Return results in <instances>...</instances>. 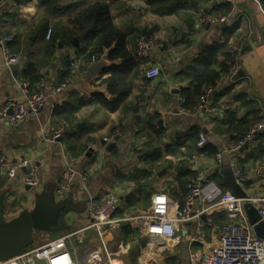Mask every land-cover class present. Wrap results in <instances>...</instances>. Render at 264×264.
Returning a JSON list of instances; mask_svg holds the SVG:
<instances>
[{
	"label": "crops",
	"instance_id": "0c3cea01",
	"mask_svg": "<svg viewBox=\"0 0 264 264\" xmlns=\"http://www.w3.org/2000/svg\"><path fill=\"white\" fill-rule=\"evenodd\" d=\"M41 1L0 2V40L13 38L7 46L20 57L22 64L17 79L0 65V111L8 101L20 97L18 82L30 65L38 69L49 94L48 103L38 117L25 121L18 128L0 120V157L13 164L28 159L41 174L38 189H27L21 182L24 170L17 169L13 174L0 177V191H10L7 219L17 217L24 209H32L38 194L50 192L56 196V187L67 162L73 163L79 173L88 175L87 191L90 193L102 197L115 193L120 197L117 217L148 210L157 192H165L172 200L181 202L188 189L186 183L198 177L209 180L217 174L221 180L216 182L228 188L229 156L226 155L224 164L217 168L215 154L264 120V0H234L233 3L223 0H107L114 24L125 34L127 48L135 54L134 61L123 68L122 78L110 86L116 94L109 89L107 80L112 75L108 71L114 64L122 63L101 57L96 65L72 69L69 62L77 55L81 42L77 40L79 47L74 44L76 40L70 45L49 47L48 30L38 17V13L45 10L40 7ZM66 3L69 1H57V5ZM226 3L232 5L228 13L223 12L229 5ZM54 8L58 7L54 5ZM199 9L207 13L219 12L227 20L201 27ZM59 17V14L53 16L52 23ZM141 36L163 46L151 53L147 63L136 58ZM233 48L238 51L231 52ZM232 59L235 67L230 74H222L212 96L214 104L222 110L202 117L180 114L182 98L196 102L194 76L208 66L221 71L223 63ZM155 64H159L162 75L149 81L145 73ZM94 67H98L96 72H93ZM69 77L73 79L70 87L59 94L53 93ZM77 97L88 104L68 122L61 109ZM99 97L116 110H109ZM65 125L68 127L61 142L59 139L49 141L51 135ZM115 131H121L122 136L110 141ZM201 133L206 134L208 140L203 148L198 147ZM237 158L248 178V192L264 193V182L259 179V174H264V132L254 147L241 152ZM64 200L72 205L66 215L65 228L51 235L38 233L35 243L79 230L87 224V193L79 177ZM195 227L196 222L188 225L190 234ZM125 231L126 237H122ZM131 233L132 225L127 222L121 231L109 235V250L123 264H140L138 257L143 241L129 237ZM76 243L79 246L73 254L78 260L80 256L87 259L100 246L92 232L82 241L77 239ZM176 261L191 264L188 240L161 250L156 255V263L149 264H174Z\"/></svg>",
	"mask_w": 264,
	"mask_h": 264
},
{
	"label": "built area",
	"instance_id": "2783aa9c",
	"mask_svg": "<svg viewBox=\"0 0 264 264\" xmlns=\"http://www.w3.org/2000/svg\"><path fill=\"white\" fill-rule=\"evenodd\" d=\"M2 0H0L1 2ZM234 0H223L233 3ZM199 24L203 26L218 25L226 22L227 18L216 13L199 12ZM53 34L52 28L46 33V39L50 40ZM13 40L6 37L0 40L1 62L6 69L20 62V57L11 52L7 44ZM163 47L146 36L138 40L136 58L147 63L151 59V53ZM238 51L233 48L231 52ZM101 57L92 54L90 50L74 56L70 60L72 69H80L84 66L96 65ZM162 70L159 64L151 66L145 73L149 81L160 78ZM72 77L53 90L59 94L70 87ZM21 91L19 98L11 99L0 111V120H5L10 127L18 128L25 121L38 117L48 103L49 94L44 81L38 82L34 87L26 81H19ZM214 88L208 87L199 96L197 104L192 108H186V98L180 101L179 112L184 116L202 117L219 112L212 99ZM11 110V114L8 111ZM65 125L55 131L49 141L54 142L65 133ZM264 132V120L253 126L246 135L231 144L223 146L214 157L216 167L224 164L225 156H229L228 167L232 175L237 179L247 193L245 198H238L229 189L220 186L214 180H205L198 177L188 185V192L182 203L176 202L165 192H157L152 197L151 206L146 211H139L129 217H117L121 208V199L115 194L105 197L87 191V174L79 173L73 163L67 162L56 187V198L66 199L72 192L76 178L79 177L81 186L87 193V224L79 230L64 233L56 238L34 243L22 255L0 262V264H34V260H45L47 264H54L62 258L65 264H78L73 251L76 249L77 239L84 240L92 232L99 240V248L84 260L85 264H123L121 260L113 256L109 250L108 237L122 230V226L130 222L132 233L129 237L145 242L140 247V264L156 263V255L161 250L171 247L183 239L188 240L189 258L191 264H264V240L256 237L249 223L244 205H253L261 219L264 221V193L248 192L246 183L248 178L244 170L239 166L237 156L256 145L260 135ZM122 136L121 131H115L109 138L115 141ZM208 140L204 133L199 135L198 147L206 146ZM24 170L21 182L25 186L38 189L41 185L40 169L30 160L22 159L13 164L5 157H0V177L13 174L15 170ZM259 179L264 182V174H259ZM215 214H224L226 222L217 226ZM196 222V227L190 234L188 225ZM210 234H209V232ZM209 236L211 237L209 240ZM126 237V231L124 236ZM195 245L199 246L196 247ZM72 250V252H71ZM174 264H180L176 261Z\"/></svg>",
	"mask_w": 264,
	"mask_h": 264
},
{
	"label": "trees",
	"instance_id": "16d2710c",
	"mask_svg": "<svg viewBox=\"0 0 264 264\" xmlns=\"http://www.w3.org/2000/svg\"><path fill=\"white\" fill-rule=\"evenodd\" d=\"M57 1L63 0H42L40 7L45 8V10L43 13H38V17L44 23L46 29L52 28L53 30L52 37L49 40L50 43H48L49 47L53 48L58 44L70 45L74 40H79L81 42V47L77 50L76 56L90 50L92 54L102 58L106 57L110 62H121V65L114 64L108 71L112 75L111 78L107 80L109 89L111 93L116 94L117 91L110 86L113 83H117V80L123 74V68L134 61L135 54L127 48L125 34L114 24L107 0H68L69 3L63 5H57ZM226 4L229 5H226V9L223 12L228 13L232 10V5L230 3ZM54 5L58 8H54ZM200 10L201 9H199V12ZM213 11L216 12L218 10L214 9ZM56 14H59L60 17L52 23L51 18ZM216 14L219 16L223 15L219 14V12H216ZM234 67L235 63L232 59L227 63H223L221 71H217L208 66L200 74L195 75L193 80L196 84L194 94L197 97L196 102L193 101L191 103L187 97H184L186 98V108H193L204 90L208 87L214 88L221 79L222 74H230ZM40 80L38 69L33 65H30L27 69L25 68L22 72L21 81L28 82L31 87H34ZM129 92L130 91L126 93V97ZM99 98L109 110H116L115 107H111L107 103L106 99L102 97ZM86 104L88 103L85 99L77 97L75 101L72 100L70 103L63 106L61 110L66 114L65 120L68 122L74 120L75 114ZM252 127L253 126H251L249 130ZM213 179L217 182L221 180L217 174L211 180ZM188 184L189 182L186 183V189ZM222 187L228 189L225 185ZM187 190L183 200L187 195ZM183 200L180 203H182ZM226 221V216L224 214H215L217 226H221Z\"/></svg>",
	"mask_w": 264,
	"mask_h": 264
},
{
	"label": "water",
	"instance_id": "95a60500",
	"mask_svg": "<svg viewBox=\"0 0 264 264\" xmlns=\"http://www.w3.org/2000/svg\"><path fill=\"white\" fill-rule=\"evenodd\" d=\"M19 3L21 0H12ZM74 44L79 47V41ZM104 59H107L104 57ZM21 62L9 66L15 79L21 69ZM98 67L93 68L96 72ZM240 74V73H239ZM235 76V78H237ZM11 114V110L8 111ZM62 139H59L61 142ZM226 185L238 198H245L247 193L230 172L226 177ZM31 187L27 186V189ZM9 189L0 191V262L22 255L35 243L38 233L53 234L65 228L66 215L72 210V205L66 200H57L50 192L38 194L32 209H24L17 217L8 220V194ZM244 209L249 223L257 238L264 240V221L257 209L251 204H245ZM145 242H143L144 244ZM34 264H47L45 260H34Z\"/></svg>",
	"mask_w": 264,
	"mask_h": 264
},
{
	"label": "rangeland",
	"instance_id": "374dc122",
	"mask_svg": "<svg viewBox=\"0 0 264 264\" xmlns=\"http://www.w3.org/2000/svg\"><path fill=\"white\" fill-rule=\"evenodd\" d=\"M55 235H58V233L55 234ZM78 246H79L78 243H75V247L77 248ZM122 249H123V248H120L121 251H122ZM71 252H72V250H71ZM139 257H140V255H139ZM139 257H138V261H139ZM77 260H78V259H77ZM78 264H85V262H84V260L81 258V256L79 257Z\"/></svg>",
	"mask_w": 264,
	"mask_h": 264
},
{
	"label": "bare ground",
	"instance_id": "6f19581e",
	"mask_svg": "<svg viewBox=\"0 0 264 264\" xmlns=\"http://www.w3.org/2000/svg\"><path fill=\"white\" fill-rule=\"evenodd\" d=\"M54 264H65V260L60 258V259L56 260Z\"/></svg>",
	"mask_w": 264,
	"mask_h": 264
}]
</instances>
